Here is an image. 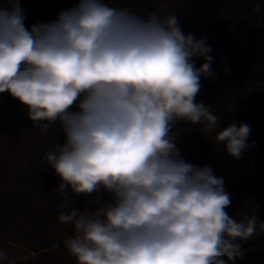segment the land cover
Listing matches in <instances>:
<instances>
[{
	"label": "clouds",
	"instance_id": "1",
	"mask_svg": "<svg viewBox=\"0 0 264 264\" xmlns=\"http://www.w3.org/2000/svg\"><path fill=\"white\" fill-rule=\"evenodd\" d=\"M25 20L19 0L0 5V94L24 105L42 134L53 125L63 132L45 156L60 195L71 205L74 196L96 197L94 209L61 205L76 264L243 258L242 242L264 233V223L229 216L225 181L187 162L174 131L199 126L233 159L248 147L249 125L222 129L211 105L196 101L201 77L216 76L206 38L184 34L175 12L143 16L107 0H78L30 28Z\"/></svg>",
	"mask_w": 264,
	"mask_h": 264
},
{
	"label": "trees",
	"instance_id": "2",
	"mask_svg": "<svg viewBox=\"0 0 264 264\" xmlns=\"http://www.w3.org/2000/svg\"><path fill=\"white\" fill-rule=\"evenodd\" d=\"M25 26L50 22L78 0H19ZM139 15L175 12L184 34L206 38L213 56L215 78L201 77L197 102L210 104L220 127L233 121L251 128L248 147L233 159L199 126L181 122L174 131L184 159L210 166L225 181L229 216L246 212L264 223V0H107ZM5 0H0V5ZM199 67L202 57L195 58ZM229 69V71H225ZM186 129V131H184ZM65 137L57 125L46 135L34 128L27 111L8 93L0 94V249L8 260L0 264H76L64 247L74 235L71 225L58 220L67 204L94 209L95 196H74L69 204L45 156ZM243 258L234 264H264V233L242 242ZM226 259V257H224Z\"/></svg>",
	"mask_w": 264,
	"mask_h": 264
}]
</instances>
